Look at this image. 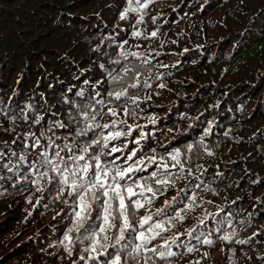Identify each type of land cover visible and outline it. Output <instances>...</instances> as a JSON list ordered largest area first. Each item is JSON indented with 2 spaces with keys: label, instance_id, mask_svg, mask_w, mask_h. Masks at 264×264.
I'll use <instances>...</instances> for the list:
<instances>
[{
  "label": "trees",
  "instance_id": "obj_1",
  "mask_svg": "<svg viewBox=\"0 0 264 264\" xmlns=\"http://www.w3.org/2000/svg\"><path fill=\"white\" fill-rule=\"evenodd\" d=\"M46 158L99 163L109 183L137 169L119 183L153 191L129 220L158 235L136 259L125 246L141 242L114 248L115 227L104 254L84 251L100 203L76 227ZM117 249L121 264H264V0H0V264H105Z\"/></svg>",
  "mask_w": 264,
  "mask_h": 264
},
{
  "label": "snow or ice",
  "instance_id": "obj_2",
  "mask_svg": "<svg viewBox=\"0 0 264 264\" xmlns=\"http://www.w3.org/2000/svg\"><path fill=\"white\" fill-rule=\"evenodd\" d=\"M136 35H139V33H136ZM153 36L156 35V33H152ZM116 99H119L121 96V93L115 94ZM111 111V110H110ZM113 115H115V112H112ZM40 121H36V123H39ZM60 127H63V125H60ZM99 127V125H97ZM104 127H107L105 125ZM120 133H115L114 137L111 138H117L119 137ZM110 137H104V145L103 147H107V141ZM37 144H39V141H36ZM93 143L99 144L100 141L96 140L93 141ZM84 151H87L85 148ZM113 152L117 151V149L113 148ZM55 155L57 157L60 156L59 152H56ZM46 157V154H45ZM97 161L99 160L98 156L93 157ZM21 160L24 159L23 156L20 157ZM72 162L78 163V161L84 160L85 157L83 155L75 156L73 155L71 158ZM175 159V158H173ZM46 162L51 165L52 171L57 172L59 171L61 174V180L59 181L60 184L69 186L72 191L69 193L70 195H75L78 200V207L79 211L75 212L76 217V227L83 228L85 221L88 219L90 212L89 209L91 208V203L89 200H96L102 202L99 204V207L101 208V212L98 213V218L102 219V226H98L99 230H92L89 235H85L83 239L90 240L92 243L89 247H86L84 251H91L93 253L98 254H104L103 252H100L99 249H105L107 247L106 244H99V249L97 247L100 236L102 233H106L107 229L115 227L118 235L112 237L111 239L114 240V244L112 245L114 248L116 245H119L122 240H124L125 233L130 232L134 233V239L140 241L141 243L138 244H132L129 248V246H125V248H128V255L132 257L133 259H136L141 255V249L144 248V246L150 242L151 239L155 238V235H158V233H155L152 237H147L145 235L144 231H139V229L144 228L145 224H148V221L151 220V217H145L142 218L139 227L134 226L130 220H129V208L133 207L135 209H139L143 207V204L139 199L133 200V197H144L145 192L151 193L153 189L150 186H147L146 184L136 183L133 181V184H120V180H125V178L128 176L130 172L136 171L137 169H134L132 167H129L125 170H119L117 169L116 175L112 177V182L108 183L104 177L108 176V171L101 168L100 164L97 163L95 165L96 171L89 172V165L85 163L82 166H78L75 169L71 168L68 161H65L63 158L60 159L59 163H53L51 160H47ZM60 164H63V169L60 168ZM4 167H7V165H4ZM142 170V169H141ZM68 173V174H65ZM42 175H47V172H44ZM152 178L154 179L156 176V173L151 174ZM80 181L78 183L77 181ZM167 181H157V183H166ZM136 189H139L137 191ZM86 196L89 197L88 200H86ZM126 201H130L131 203H126ZM151 202L150 200L148 201ZM115 213V214H114ZM114 220H120L121 223L119 225H116L113 223ZM155 228L162 229L163 224L156 223ZM73 229H69L68 231L71 232ZM148 231H152L153 227L152 225H149ZM88 229H85V232H88ZM64 239L71 243L72 238L65 234ZM102 239L104 241H108L110 238L107 235H103ZM224 240H229L228 236L223 237ZM243 243V241H240ZM205 243H211V241H205ZM167 242L164 245H161V247H167ZM67 247V245H66ZM70 250V249H69ZM119 249H117V254L114 256V258L111 257L108 260L105 261V264H121V257L119 255ZM149 251L156 252V249H149ZM188 251H192L191 248L188 249ZM161 256L164 255H174V253L168 252V253H160ZM84 257H81L83 259ZM97 256H89V259H97Z\"/></svg>",
  "mask_w": 264,
  "mask_h": 264
},
{
  "label": "rangeland",
  "instance_id": "obj_3",
  "mask_svg": "<svg viewBox=\"0 0 264 264\" xmlns=\"http://www.w3.org/2000/svg\"><path fill=\"white\" fill-rule=\"evenodd\" d=\"M57 163H59V162H57ZM60 168L63 169V164H60ZM52 173H53V171H52ZM65 174H67V173H65ZM52 175H53V174H52ZM61 178H62V177H61V174H60V172L58 171L57 177H56V179H55L54 187H55V188H57V187H61V188H67V187H69V186H65V185H62V184L59 183V181L61 180ZM77 182L80 183L79 179H78ZM107 182L109 183L110 181H107ZM71 191H72V189L70 190V192H71ZM70 192H69V193H70ZM69 193H68V194H69ZM186 194L188 195L189 192H186ZM88 199H89V197L86 196V200H88ZM89 202L91 203V207H94V205H95L96 203H101L102 200H101V201L89 200ZM126 203H130V201H126ZM193 204H194V199H193L192 206H190V208L193 209V214H189V216L187 217V220H185V218H183V217L178 218V222L176 223L177 227H183V226H185L186 222H192L193 220H195L194 205H193ZM77 210H78V209H77ZM114 214H115V213H114ZM232 223H233V222H231L230 225H232ZM208 224H209V223H208ZM209 225H211V224H209ZM196 229H198V228H197V227H194L193 231L196 230ZM207 233H209V234H208V237H210V238H211V236H212L213 234H215V232H214L212 229H209V230H207V231H204V232L198 234L197 236H198V237H205V236L207 235ZM197 236H196V237H197ZM186 245L190 247V243H189V242H186ZM224 251H225V248L223 247V256H225ZM220 255H221V253H220Z\"/></svg>",
  "mask_w": 264,
  "mask_h": 264
}]
</instances>
